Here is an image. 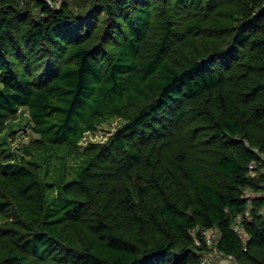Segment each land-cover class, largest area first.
Wrapping results in <instances>:
<instances>
[{
  "label": "trees",
  "instance_id": "obj_1",
  "mask_svg": "<svg viewBox=\"0 0 264 264\" xmlns=\"http://www.w3.org/2000/svg\"><path fill=\"white\" fill-rule=\"evenodd\" d=\"M15 2L0 0V137L22 107L37 137L0 142V264H202L212 227L236 264H264V173L247 174L264 0Z\"/></svg>",
  "mask_w": 264,
  "mask_h": 264
},
{
  "label": "rangeland",
  "instance_id": "obj_2",
  "mask_svg": "<svg viewBox=\"0 0 264 264\" xmlns=\"http://www.w3.org/2000/svg\"><path fill=\"white\" fill-rule=\"evenodd\" d=\"M19 1L20 6H24V0H16L15 4L17 5ZM52 6L58 7L60 6L62 0H48ZM70 1V0H69ZM36 10L34 14H37ZM122 121L116 119H111L108 122L102 124L98 127L95 132H90L85 135V137L81 140L82 147L91 142H105L112 134L116 128L121 124ZM3 137H0V142L2 140L7 142V146L11 145L15 150H20L23 145L27 144L30 140L37 137V135L32 130V124L29 120L27 110L25 108H20L17 117L8 123V127ZM61 152L57 153V156L53 155L52 159H50V167L49 170L54 172L56 167L60 165V157ZM258 156L261 159V162L257 165L258 171L260 173H264V154L258 153ZM81 161L80 157L76 156H68L67 157V177L69 178L73 175V168L78 165ZM51 179L50 176H48ZM246 236V235H245ZM244 236V237H245ZM205 254H207V263L208 264H236L237 261L235 259H229L226 255H217L214 249H210Z\"/></svg>",
  "mask_w": 264,
  "mask_h": 264
},
{
  "label": "built area",
  "instance_id": "obj_3",
  "mask_svg": "<svg viewBox=\"0 0 264 264\" xmlns=\"http://www.w3.org/2000/svg\"><path fill=\"white\" fill-rule=\"evenodd\" d=\"M257 163L255 161H251L249 164H248V171H247V174L252 177V178H258L261 174L263 173H260V171H258L257 169ZM262 187H263V190H264V178H263V181H262ZM254 196V192L252 190H245L244 193H243V197L247 200V207L246 209L242 212V213H238L235 218H234V229L236 231H240V224H241V221L242 220H250L251 219V216H250V208H251V205H252V197ZM192 234L195 233L194 230L191 231ZM201 235L203 236L204 238V241L206 243V245L209 247V249H214L216 251V254L217 255H224L221 251L218 250L217 248V244H218V239H219V235H220V232L218 230V228L216 227H212V228H203L201 229ZM196 244L199 245L200 244V241L199 240H196ZM227 256V255H226ZM229 259H233L232 256H227ZM207 254H202L201 255V263L202 264H208L207 263Z\"/></svg>",
  "mask_w": 264,
  "mask_h": 264
}]
</instances>
